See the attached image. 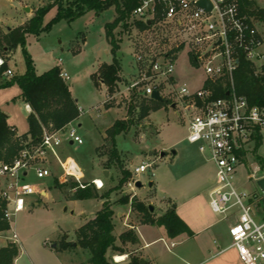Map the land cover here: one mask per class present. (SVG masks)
<instances>
[{"label":"rangeland","instance_id":"374dc122","mask_svg":"<svg viewBox=\"0 0 264 264\" xmlns=\"http://www.w3.org/2000/svg\"><path fill=\"white\" fill-rule=\"evenodd\" d=\"M254 2L258 8L264 9V0H254ZM53 3L55 0H0V22L3 23L0 25V44L7 31L24 24L27 18L31 17L30 11L35 13L38 8ZM55 14L56 7L51 6L43 17V24L52 20ZM114 17L115 11L113 7H109L98 15L88 10L71 21L60 19L47 31L37 35L28 34L24 47L17 45L8 53L5 62L6 68H10L14 76L22 74L26 68L24 48L32 59L36 73L40 74L49 68L60 67L69 75V79L65 81L81 110L70 125L75 127L76 134L82 142L69 144L68 141L63 140L59 149L60 157L62 160L72 159L82 172L81 181L91 184L99 195L103 194L107 197L106 200L115 211L112 221L113 234L117 238L122 232L130 230L126 225H121V219L116 216L117 211L124 214L128 208H131L129 218L125 222L133 224L136 219L141 220L142 214L133 208L132 201L135 202L138 198H154L149 182L155 178V170L158 168L156 165H162L157 158L160 148H167L166 146L171 143L175 144L172 149L177 150V156L172 158L170 149L167 148L168 155L165 161L174 159L178 169L188 159L204 157L198 151L197 145L189 143L185 137L188 133V112L179 104L174 90L176 84L183 82L190 90L200 87L205 79V73L202 61L197 59V53L182 43L181 35L162 33L152 27L140 28L136 23L137 20L130 13L112 30L114 40L117 42L114 56L119 59L121 69L113 91L106 96L103 85L95 86L102 83L96 78V70L100 63H109L113 60L105 36V25ZM258 25L264 31V23L259 22ZM167 53L176 60L175 76L168 81L156 76L151 79L144 78L152 74V62L162 59ZM192 59L196 60L192 61ZM258 67L259 65L254 66V71H258ZM93 74L94 78H92ZM10 79H5V82ZM132 82L138 84L129 88ZM2 84L0 81V113L6 116L7 122L13 125L18 133L23 134L28 127L26 121L28 110L20 97V87L17 83ZM147 85H155L159 89L163 99L161 102L145 93L144 88ZM156 102L165 103L157 106ZM175 102L177 106L172 108L171 104ZM145 106L151 108L147 115L141 116ZM116 119L128 120L131 125L127 133L115 136L118 158H112L109 156L112 145L110 140L105 138V131L106 126ZM17 132L15 131L16 135H19ZM25 141H30L29 137ZM257 153L264 157V134L263 143ZM55 160L53 157L48 159L51 176L38 180L30 173L27 179L39 187L46 188L49 196L35 209L21 212L15 218L21 235L29 236L44 229L46 234L43 236L46 237V244L50 247L52 243L57 245L62 237L65 241L72 242L73 247L70 249L62 250L57 246L55 248L66 264L77 262L84 264L89 253L79 245L76 232L85 220L91 218L101 208L102 198H68L74 193L77 185L72 186L75 180L65 177ZM251 161L257 163L255 158H251ZM142 162H151L152 165L146 171L135 174L134 167ZM102 169L108 171L105 179ZM122 171L128 174L127 180L123 183L120 182ZM98 177L105 181L100 189L95 188L91 183L93 178ZM134 181H140L142 186L136 187L132 184ZM253 186L255 187L254 181L250 180L243 188L251 191ZM123 191L129 193L125 195L128 196L127 203L129 204L130 201V205L122 206L120 199L125 196L122 194ZM133 191H136L138 198L133 195ZM255 194L256 197L252 200L257 204L263 194L257 187ZM159 196L158 194L157 197ZM38 197L33 194L27 198ZM158 208L161 209H157L156 212L161 215L162 206ZM259 211L264 214V210ZM151 215L155 217L154 211ZM214 217L216 223L213 230L219 233L216 236H212L210 232V235L199 238L180 239L175 246H171L166 240L169 252H166L163 241H160L147 249V252L149 250L159 253L157 260L166 264H174L175 261L180 264H197L206 258L209 261L214 260V257L209 256L217 250L216 246H227L230 241L227 232L229 221L215 213ZM256 219L259 220L258 217ZM120 227L122 232L119 230ZM115 244L121 250L110 249L106 254L112 264H131L133 257L140 258L143 255L142 251L138 250V243H123L116 239ZM200 244H203L204 248L209 247L211 251L206 250L205 254L201 253ZM177 255L183 260H177ZM116 256H123V259L117 262L116 259L114 260Z\"/></svg>","mask_w":264,"mask_h":264},{"label":"built area","instance_id":"2783aa9c","mask_svg":"<svg viewBox=\"0 0 264 264\" xmlns=\"http://www.w3.org/2000/svg\"><path fill=\"white\" fill-rule=\"evenodd\" d=\"M199 0H137L131 16L141 22L149 21L148 27L162 33L181 35L188 47L197 53L203 63L205 79L200 87L190 90L183 82L176 84V98L188 112L189 143L197 145L206 153L215 167V180L208 194V205L213 213L229 221V248L236 252L242 264H264V217L256 219L251 197L236 184L238 167L252 154L256 143L263 141L264 105H251L247 98L237 93L234 74L240 60L259 65L255 74L262 73L264 66V31L254 18L242 14L238 0H209L207 10ZM196 59H192L195 61ZM175 61L167 53L151 64L153 77L170 80L175 76ZM0 57V66L3 64ZM13 71L5 68L0 72L1 83L13 77ZM60 76L67 80L68 74L61 70ZM220 82L224 96L213 97L214 88L208 82ZM132 82L129 88L137 86ZM159 89L147 85L145 93ZM160 94V92H159ZM176 104V102H175ZM177 106V105H176ZM81 112V110H79ZM63 140L82 142L70 122L60 129H43L35 143H25L9 161H0V211L1 220L8 228L0 230V237L16 243L17 233L12 228L15 216L24 210L29 195L39 197L45 189L28 181L30 173L41 180L52 175L48 159H56L64 176L71 177L77 187L84 188L78 165L71 159L62 160L58 148ZM151 162L135 166L134 173L146 171ZM258 166L252 171L255 174ZM92 179L95 188L103 187L99 179ZM115 260V257H114ZM118 262V261H117Z\"/></svg>","mask_w":264,"mask_h":264},{"label":"trees","instance_id":"16d2710c","mask_svg":"<svg viewBox=\"0 0 264 264\" xmlns=\"http://www.w3.org/2000/svg\"><path fill=\"white\" fill-rule=\"evenodd\" d=\"M238 2L242 14L264 23V9L258 8L254 0H238ZM136 5L137 0H66L65 2L55 0L53 4L38 8L23 25L10 29L3 36V41L1 40L2 43L0 44V57L4 62L0 66V72L6 68L5 59H7L8 53L17 45L24 47L25 38L28 34L37 35L42 31L49 30L52 24L60 19L71 21L88 10H92L98 15L107 8L113 7L115 17L105 25V36L113 54V60L111 63H101L96 71L97 80L106 86L108 93H111L119 78L121 69L119 59L114 56L117 42L114 40L112 30L125 20ZM51 6L56 7L55 17L44 25L43 17ZM136 23L140 28L148 27L145 22L136 21ZM23 53L26 63L25 71L20 75L13 76L12 79L2 85L12 83L19 85L20 97L30 107L26 117L28 128L25 133L16 135L15 130L8 124L6 116L0 113V161H9L25 143L37 142L43 129H60L79 115V108L70 93L69 85L60 76V68L52 67L38 74L34 69L32 59L24 48ZM92 78H94V74ZM234 82L237 93L245 96L251 105H264V66L261 74H255L253 64L242 58L235 71ZM207 85L214 88L213 97L224 96V91L219 89V81L215 83L208 82ZM164 103L156 102V105L160 106ZM150 108L148 106L143 107L141 116L147 115ZM130 125L131 123L128 120L116 119L106 129L105 138L111 142L112 151L109 156L112 158H118L115 136L127 133ZM27 137L30 141H25ZM258 144L256 143V146ZM127 176V172L122 171L120 182H125ZM53 180L55 182V179ZM85 184L84 188L77 187L69 198L89 199L100 197L104 201L95 216L84 223L76 232L79 245L89 253V257L84 264H112L106 257L108 250H121L115 244L116 237L113 234L112 216L114 212L105 195H99L91 187V184ZM76 185L77 183L73 181L72 186ZM128 199V196L125 195L120 200L124 204L127 203ZM259 204L264 206V194ZM132 206L142 214L141 220L143 223L163 226L167 235L171 238L183 233L187 236L193 235L188 225L175 212L174 204H171L159 217L151 215L148 205L142 201H132ZM1 215L0 211V230H4L8 228V224L1 220ZM62 238L58 241V249L66 250L73 247L72 242L65 241ZM118 239L123 243H138V237L131 229L122 232ZM17 255L18 247L15 243L8 242L6 245H0V264H14ZM141 262L142 259L138 257L131 259V264H141Z\"/></svg>","mask_w":264,"mask_h":264},{"label":"crops","instance_id":"0c3cea01","mask_svg":"<svg viewBox=\"0 0 264 264\" xmlns=\"http://www.w3.org/2000/svg\"><path fill=\"white\" fill-rule=\"evenodd\" d=\"M30 13L32 14L31 15L32 17L34 13L32 11H30ZM31 17L27 18L26 21H28ZM1 24L3 23L0 22V25ZM18 26H21V25H18ZM102 63H106V62H102ZM60 70H63V69L60 68ZM102 85L105 87V93L107 96L108 91H107L106 86L103 83H101L98 86L97 85L95 86L101 87ZM23 103L29 113L30 107L27 104H25L24 101ZM172 104H174V107L176 106L175 103H172ZM172 104H171V107H172ZM9 125L17 132V130L15 129L13 125L11 124ZM110 125L111 123L108 126H106V128H108ZM68 143L72 144L70 142ZM258 143H259L258 146L255 145V148L253 149L252 154L249 155L246 158V161L238 167L236 184L239 187V189L244 190L243 186H245L250 180L254 181L255 187L253 186L251 191H247L251 195L249 199V203L252 205L255 216L258 218H261V217H264V214L262 213V211H259V210H264V206L259 203L256 204L252 200L253 198L256 197V194H255L256 187L259 189V187L256 184L257 179H259L260 177H264V172H262V170L264 169V157L260 156L257 153L258 148L262 145L263 141L258 142ZM174 145H175L174 143H171L166 146L168 149H170L169 152L173 156L172 158L177 156V150L172 149ZM167 148L159 149L157 158L159 159L160 162H162L161 163L162 165L160 166L156 165L158 166V168L155 170V178L154 180L149 182L150 190L153 191L154 198L140 199L138 198L137 193H135L136 191H133L134 192L133 195L137 196L138 200L144 202L146 205L152 204L154 206L153 211L155 213V217L161 216L166 211V209L170 207L171 204H174L175 212L188 225V227L193 232V235L187 236L186 234L183 233L176 237L171 238L167 235L166 230L163 226L157 225V224L143 223L142 220H139V219L138 220L136 219L135 221H133V224H126L125 220L129 218V212L131 208H128L124 214L117 211L116 216L119 217V219H121V222H122L121 225L122 226L126 225L129 229L135 230L134 232L136 233L138 237V245H139L138 250H141L143 253V255L140 257L142 259L141 264L142 263L143 264H166L164 262L157 260L159 253H156L155 251H151V250H150L151 252H149V250L147 252V249H150L154 244L160 241H163L166 252H169V245L167 244L166 240L170 242L171 246H175L178 244V240L180 239L184 240L189 237L199 238V236H203V235L206 236L207 234L210 235V232L212 236H216L217 234H219L218 232H215V230H213L214 225L216 223V219L214 217V213L211 211L208 205V194L215 180L214 164L211 161H209L206 153H202L198 150L200 153L204 155V157H201V158L194 157L192 159H188L186 162H183L182 167L178 169L176 168V163H174L175 162L174 159L168 162L165 161L166 160L165 157L168 155ZM59 149L60 147L58 148V153L60 152ZM161 152H163L164 155H160ZM151 154L152 153H150V155ZM59 156H60V153H59ZM51 158L52 156H50V159ZM251 158H255L257 163L255 162L253 163V161H251ZM255 166H258L259 170H257L255 174H252V171L255 168ZM102 170L104 172V169ZM81 175H82V172H81ZM107 175H108V172H107ZM103 177L105 179L107 176H103ZM93 179H100L103 182V186H104L105 181L103 179L99 177L93 178ZM135 182L136 181H134L132 184L135 185ZM136 187H140V186H136ZM44 189H45V194H43V196L38 197L37 199L26 198L25 208L21 212L33 210L37 206H39L41 203H43V199L49 196V191L46 188ZM130 189L132 190L131 187ZM251 193H253L254 196ZM261 193L264 194V192L262 191ZM122 194L125 195L129 193H126L123 191ZM158 194L160 195L159 197H157ZM103 201L104 199H102V203ZM102 203H101V206H102ZM125 205L126 206L130 205V201H129V204L124 203L122 206H125ZM158 206L159 207L162 206L163 213L161 215L156 212L157 209H161V208H158ZM257 207H260V208H257ZM112 210L113 212H115L113 208ZM82 216L85 217L84 215ZM94 216L95 214L91 218L85 220L84 223L92 219ZM121 227L119 228L120 232L123 231L121 230L122 229ZM12 228L17 233V241L15 244L18 247V255L14 259V264H66V262L60 256V252H58V250H56L55 248L57 246L56 243H52L51 247L46 244V237L44 238L43 236L44 234H46L44 229L39 230L38 232L32 233L29 236L21 235V233L19 232V225H18L16 218H14V221L12 223ZM227 230H228V226H227ZM222 236L223 235L221 234L220 237ZM116 239H118V237ZM213 242H215V240ZM7 243L8 241L4 237H0V245H6ZM228 245L224 247L217 245L216 246L217 250L209 256L210 258L214 257L215 258L214 260L209 261L208 258H206L198 262L197 264H242L238 261L235 250L233 248H229ZM200 246L201 247H199V251L201 253L204 252L205 254L206 250L211 251L209 247L204 248L203 244H200ZM176 258L177 260L178 259L183 260L178 255L176 256ZM220 258L222 259L220 260ZM217 260H220V261H217ZM76 264H78V262ZM174 264H180V263H177L175 261Z\"/></svg>","mask_w":264,"mask_h":264},{"label":"water","instance_id":"95a60500","mask_svg":"<svg viewBox=\"0 0 264 264\" xmlns=\"http://www.w3.org/2000/svg\"><path fill=\"white\" fill-rule=\"evenodd\" d=\"M198 3L203 6L204 8H206L207 10L211 9V3L209 2V0H199ZM147 24H149V21H147ZM150 97L156 101H162V97L159 94V92L157 90H154ZM172 107H174V104H172ZM160 155H164L163 152L160 153ZM107 170H104L103 175L107 176ZM257 186L259 187V189L264 192V177H260L259 179H257L256 181ZM135 186H141V182L140 181H136L135 182ZM148 209L150 212H153L154 210V206L152 204H148ZM143 264V263H142Z\"/></svg>","mask_w":264,"mask_h":264},{"label":"bare ground","instance_id":"6f19581e","mask_svg":"<svg viewBox=\"0 0 264 264\" xmlns=\"http://www.w3.org/2000/svg\"><path fill=\"white\" fill-rule=\"evenodd\" d=\"M97 180H98V183H99L100 182L99 179H97ZM115 259H116V261H120V260L123 259V256H116Z\"/></svg>","mask_w":264,"mask_h":264}]
</instances>
